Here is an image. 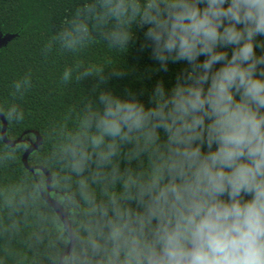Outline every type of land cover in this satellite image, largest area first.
<instances>
[{"label":"clouds","instance_id":"clouds-1","mask_svg":"<svg viewBox=\"0 0 264 264\" xmlns=\"http://www.w3.org/2000/svg\"><path fill=\"white\" fill-rule=\"evenodd\" d=\"M133 25L147 26L163 70L169 61L190 70L169 92L158 82L150 107L101 90L98 103L82 98L48 131L52 146L41 162L69 223L40 210L43 178L39 186L0 185L8 221L0 237L9 241L0 264L28 259L10 241L30 209L51 225L47 264H264V54L255 51L264 49L256 40L264 36V0H91L46 50L78 53L97 36L127 49ZM76 68L75 81L104 70ZM73 72L65 68L62 82H73ZM30 87L29 74L13 83V95ZM0 113L24 120L15 103ZM16 153L4 148L0 165ZM34 238L43 243L32 233L26 247Z\"/></svg>","mask_w":264,"mask_h":264},{"label":"trees","instance_id":"trees-1","mask_svg":"<svg viewBox=\"0 0 264 264\" xmlns=\"http://www.w3.org/2000/svg\"><path fill=\"white\" fill-rule=\"evenodd\" d=\"M88 2L91 0H0V33L15 34L5 45L0 46V108L6 109L9 104L15 103L24 112V120L19 124L7 121L1 113L6 123V137L18 141L8 145L0 136V152L7 147L17 149L14 161L0 165V185L26 182L29 186L33 183L39 186L43 178L40 191L46 193V176L38 167L46 169V165L41 161L52 146L48 140V131L60 123L70 110L77 108L82 98L91 97L94 103H98L97 93L107 90L121 98L135 96L147 108L152 106V94L158 82L169 92L177 79L180 78L182 82L185 72L190 70L191 66L186 61H169L166 71L160 67L159 62L152 56L150 42L145 39L146 25H133V37L127 49L109 48L107 42L97 36L94 43L78 53L62 51L55 44L50 51L46 50V45L62 29L65 20L71 19L77 9ZM256 40L264 42V36H258ZM226 50L230 56L231 47ZM255 51L257 55L264 54V49L259 47ZM200 60L202 61L203 57H200ZM77 65L104 70L99 77L75 81L79 72ZM67 67L74 69L73 82L65 84L61 76ZM114 72L122 75H114ZM29 74L30 89L25 92L23 98L13 95V83ZM159 131L161 140H165L166 133L163 129ZM35 132L40 141L26 157L28 166L34 167L31 171L24 166L21 157L29 144L35 141ZM207 150L206 144L202 145V151ZM142 159L146 161L147 157ZM120 166H125L123 160ZM137 166L133 161L132 167ZM46 171L50 185L52 170ZM60 195L62 193L50 186L51 198L58 202ZM244 198L250 197L245 195ZM39 204L40 210L49 215L55 213L42 196ZM6 222L7 218L0 210V223ZM50 228V223L39 217L35 209H30L26 217H21V232L12 238L10 244L17 252L27 255L28 259L23 264H47L46 245L50 238L54 239V236L49 237L45 232V229ZM32 233L42 236L43 243H36L34 238L33 248H28L26 243ZM6 243H9L8 238L0 237V255L3 254V246ZM8 264H16V261L9 259Z\"/></svg>","mask_w":264,"mask_h":264},{"label":"water","instance_id":"water-1","mask_svg":"<svg viewBox=\"0 0 264 264\" xmlns=\"http://www.w3.org/2000/svg\"><path fill=\"white\" fill-rule=\"evenodd\" d=\"M15 34L13 33H6V34H1L0 33V46L2 45H5L6 42L8 40H10L12 37H14ZM0 121H1V130H0V136L2 138V140L8 144V145H13L16 141H18V139H15V140H10L6 137L5 135V127H6V123H5V119L3 117V115L0 113ZM35 141L30 143L29 146L26 148V150L23 152L22 154V162L24 164L25 167H27L29 170H33L34 167L33 166H28L27 162H26V157H27V154L36 147V145L39 143L40 141V137L39 135L35 132ZM40 170H42L46 176V193H43L42 192V198L45 200V202L53 208V210L55 211V213H59V216L61 218V222L67 226L69 221L65 218L66 217V212L65 211H62L61 210V206L60 204L53 198H51L49 196V191H50V185H49V174L48 172L46 171L45 168L43 167H38ZM46 198V199H45Z\"/></svg>","mask_w":264,"mask_h":264}]
</instances>
